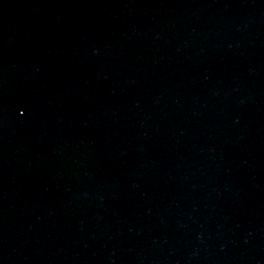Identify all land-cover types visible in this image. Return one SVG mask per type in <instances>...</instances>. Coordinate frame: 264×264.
I'll return each instance as SVG.
<instances>
[{"label": "water", "instance_id": "95a60500", "mask_svg": "<svg viewBox=\"0 0 264 264\" xmlns=\"http://www.w3.org/2000/svg\"><path fill=\"white\" fill-rule=\"evenodd\" d=\"M0 264H264V0H0Z\"/></svg>", "mask_w": 264, "mask_h": 264}]
</instances>
